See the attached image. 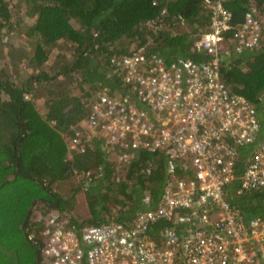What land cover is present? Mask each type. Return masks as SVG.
Returning <instances> with one entry per match:
<instances>
[{
	"label": "trees",
	"instance_id": "obj_1",
	"mask_svg": "<svg viewBox=\"0 0 264 264\" xmlns=\"http://www.w3.org/2000/svg\"><path fill=\"white\" fill-rule=\"evenodd\" d=\"M11 1L0 0V33L21 30L32 52L16 54L29 65L30 74L23 80L18 70L0 66V264H46L40 254L42 222L36 223L31 237L37 206L42 205L44 219L58 213L78 228L125 224L166 204L164 189L172 175L185 177L179 162L169 170L161 151L138 152V157L116 165L114 151L103 138L94 136L93 145L85 143L82 153L71 150L69 139L88 129L84 125L102 87L127 89L125 68L119 63L122 56L140 52L168 62L178 57L205 59L196 44L210 31L211 5L218 0H19L26 5L31 24L14 19ZM222 4L232 13V29L223 32L220 75L232 93L256 106L264 140V30L259 45L250 49L237 51L234 38L249 11L264 15V0H222ZM175 29L179 31L173 33ZM49 83L40 107L33 87ZM255 144L240 147L241 171ZM149 162L154 165L150 173ZM77 173L85 176L80 185L65 186ZM82 190L89 216L79 222L69 215L73 216ZM231 197L243 213L264 215V191ZM185 212L184 207L179 214ZM188 224L175 218L150 223L149 229L159 237L166 228L180 233Z\"/></svg>",
	"mask_w": 264,
	"mask_h": 264
},
{
	"label": "built area",
	"instance_id": "obj_2",
	"mask_svg": "<svg viewBox=\"0 0 264 264\" xmlns=\"http://www.w3.org/2000/svg\"><path fill=\"white\" fill-rule=\"evenodd\" d=\"M211 8L210 31L196 44L205 59L122 56L127 89L102 87L88 129L69 139L71 150L82 153L94 136L103 138L119 164L138 152L161 151L169 170L179 162L185 177L172 175L166 204L130 223L78 228L51 213L40 232L46 264H264V215L247 218L230 198L264 191L263 122L256 106L222 80L220 47L223 32L232 29V13L222 0ZM263 30L264 15L249 11L234 33L236 50L259 45ZM251 144L256 150L241 171L239 149ZM153 166L149 162L148 173ZM175 218L189 223L180 233L173 227L159 237L150 232V223Z\"/></svg>",
	"mask_w": 264,
	"mask_h": 264
},
{
	"label": "rangeland",
	"instance_id": "obj_3",
	"mask_svg": "<svg viewBox=\"0 0 264 264\" xmlns=\"http://www.w3.org/2000/svg\"><path fill=\"white\" fill-rule=\"evenodd\" d=\"M13 6H15L13 10V17L14 19H18L21 18L22 23L23 24H31V19L30 17H28L26 15L27 13V8L26 5L19 1V0H12L11 1V8H13ZM157 28V25H155ZM183 28L185 26H182ZM176 30V31H175ZM173 30L174 32L179 31V29H175ZM15 30H10L7 33H5L6 31H2L0 33V66H4L7 70H9V72H14V70H18L19 73H21L19 75V79L23 80L26 77L29 76L30 73H28V66L27 65V59L25 57H21L19 59V57H16V54H20V53H25V54H31L32 52V45L31 43H29V41L25 40V34L24 32L21 33L22 31L20 30L19 33H15ZM15 50H12V49ZM71 54V50L68 52V55ZM14 59H12L13 57ZM54 58V56H52ZM15 64V65H13ZM14 76V73H12ZM60 80L65 79V77H60ZM70 79H66V82H68ZM50 86L49 84H46L44 86H38V85H34L33 87V94H34V98H36L37 103H39V106L42 107L44 106L43 104V100H45V91L47 90V87ZM116 160V159H115ZM118 160V159H117ZM116 160V162H118ZM116 164V163H115ZM119 163H117L116 165H118ZM85 176L83 174H75L72 178H70V180L66 181V185L72 186V188L79 186L82 179ZM59 185V184H57ZM55 185V187L57 186ZM68 195V192L65 194ZM42 205H40L41 207ZM39 206H37V209L34 210V214L32 217V223L31 226L34 228L31 237L33 238L35 235V230H36V223L38 222H43L44 218L41 214V208ZM41 209V210H40ZM73 211V216L69 215V214H65L70 216V218H73L74 216L76 217V220L79 222H82L87 216H89V211H88V205H87V200H86V194L84 192V190H82L78 196H77V200L75 203V207L72 210ZM245 215L247 216V218H250L253 214L250 211H244ZM79 215V217H78ZM37 255L35 254V257Z\"/></svg>",
	"mask_w": 264,
	"mask_h": 264
},
{
	"label": "bare ground",
	"instance_id": "obj_4",
	"mask_svg": "<svg viewBox=\"0 0 264 264\" xmlns=\"http://www.w3.org/2000/svg\"><path fill=\"white\" fill-rule=\"evenodd\" d=\"M91 116V115H90Z\"/></svg>",
	"mask_w": 264,
	"mask_h": 264
},
{
	"label": "clouds",
	"instance_id": "obj_5",
	"mask_svg": "<svg viewBox=\"0 0 264 264\" xmlns=\"http://www.w3.org/2000/svg\"><path fill=\"white\" fill-rule=\"evenodd\" d=\"M118 163V162H117Z\"/></svg>",
	"mask_w": 264,
	"mask_h": 264
}]
</instances>
